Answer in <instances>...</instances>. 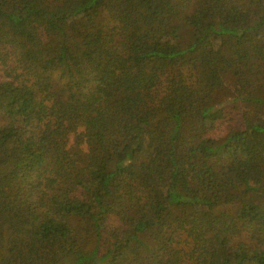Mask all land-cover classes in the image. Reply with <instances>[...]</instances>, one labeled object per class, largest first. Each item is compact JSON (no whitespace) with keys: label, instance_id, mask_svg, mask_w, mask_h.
<instances>
[{"label":"trees","instance_id":"obj_1","mask_svg":"<svg viewBox=\"0 0 264 264\" xmlns=\"http://www.w3.org/2000/svg\"><path fill=\"white\" fill-rule=\"evenodd\" d=\"M0 264H264V0H0Z\"/></svg>","mask_w":264,"mask_h":264},{"label":"rangeland","instance_id":"obj_2","mask_svg":"<svg viewBox=\"0 0 264 264\" xmlns=\"http://www.w3.org/2000/svg\"><path fill=\"white\" fill-rule=\"evenodd\" d=\"M226 75L228 76L229 74H226ZM74 138H75L74 133L69 134V136H68V144L72 145L74 143Z\"/></svg>","mask_w":264,"mask_h":264}]
</instances>
